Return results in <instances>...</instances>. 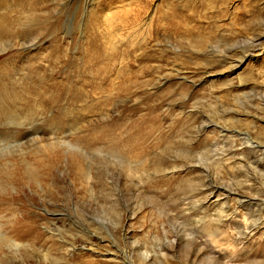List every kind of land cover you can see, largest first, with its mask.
<instances>
[{"label": "rangeland", "instance_id": "1", "mask_svg": "<svg viewBox=\"0 0 264 264\" xmlns=\"http://www.w3.org/2000/svg\"><path fill=\"white\" fill-rule=\"evenodd\" d=\"M0 76V264H264V0H0Z\"/></svg>", "mask_w": 264, "mask_h": 264}, {"label": "bare ground", "instance_id": "2", "mask_svg": "<svg viewBox=\"0 0 264 264\" xmlns=\"http://www.w3.org/2000/svg\"><path fill=\"white\" fill-rule=\"evenodd\" d=\"M111 49L109 48V50L103 46L94 44V46L92 47V50L90 51V53L86 54V69L88 68L90 71H92V76L94 78H102L104 76V72H105V68L106 65L102 64V65H97L99 63V61L103 58H105L107 56V53H110ZM67 53V52H66ZM109 56V55H108ZM111 56V55H110ZM97 65V66H96ZM11 80V79H10ZM15 81V79H14ZM13 82V81H11ZM4 84H6V82L4 81L3 78H1L0 76V92L5 90ZM10 85V84H9ZM61 86L60 83L54 82V81H50V79L48 80H44V79H38L35 80L33 88L28 90V87L26 89V91L21 94V96H19V92L18 95L15 94L13 97L11 96L10 98H4L1 100L0 99V116H3L2 118L4 119H11L13 117H15L17 111L20 109H23L22 107H27V105H31V102H40L43 104H51L53 103L55 105V107H57L58 109V114L57 117L55 119H53V122L56 121L58 119V122L63 121L64 119V114L62 112V106L64 104V102H62V92L59 91V87ZM12 87V86H11ZM62 88V87H61ZM15 89V88H14ZM24 89V88H23ZM22 92V91H21ZM64 92V91H63ZM4 95V93H2ZM75 94V93H74ZM6 95V94H5ZM4 95V96H5ZM67 95V94H66ZM77 96V95H75ZM2 98V95H1ZM75 98V97H74ZM70 99H73L72 97L69 98V100L67 102L70 101ZM76 99V98H75ZM74 100V99H73ZM75 101V100H74ZM77 101V100H76ZM93 101V100H91ZM106 101V100H105ZM96 102V101H95ZM66 103V102H65ZM70 103V102H69ZM97 103V102H96ZM102 103V102H101ZM67 104V103H66ZM72 104V103H71ZM92 104V103H91ZM104 104V103H103ZM38 105V104H36ZM53 105V106H54ZM98 105V104H96ZM33 106V105H31ZM49 106V105H48ZM85 106V105H84ZM91 107V105H90ZM93 107V106H92ZM91 107V108H92ZM36 108V107H35ZM71 108V107H70ZM94 108V107H93ZM65 110V109H63ZM72 110V109H71ZM68 111V110H67ZM66 115V114H65ZM72 115V114H71ZM68 116V115H67ZM74 116V115H73ZM76 118V116H75ZM75 118H73L74 120H76ZM71 119V118H69ZM79 119V118H78ZM2 120V119H1ZM143 121V120H142ZM75 122V121H74ZM77 122V121H76ZM65 123V120H64ZM57 124V123H56ZM51 125V124H50ZM59 125V123H58ZM61 125V124H60ZM69 126V125H67ZM74 126V125H72ZM257 135L259 136H264V129H258L257 130ZM43 146V145H42ZM51 146V145H50ZM48 146V147H50ZM47 147V146H45ZM17 149H15V152L19 149V146H16ZM42 148V147H41ZM41 148L36 147L35 148V153L39 152L41 150ZM21 152V151H20ZM9 155L13 154L12 152H8ZM24 153V152H23ZM34 153V152H33ZM19 154V153H18ZM21 154V153H20ZM14 156V155H13ZM16 156V155H15ZM23 156V155H21ZM24 158L21 160L22 162H25L27 158L31 159V148L30 150L25 152V155L23 156ZM25 157H27L25 159ZM14 159V158H13ZM17 159V158H16ZM15 160V159H14ZM28 160V159H27ZM13 161V160H11ZM20 160H16L14 162V169H11V171L8 173V179L9 181L15 185L16 187L21 186V180H20V176L21 174H24L27 170L22 169L19 165ZM13 164V163H12ZM23 165V164H21ZM27 166V165H26ZM28 167V166H27ZM5 169V168H4ZM7 171V170H6ZM2 173V172H0ZM29 173V172H28ZM27 174V173H26ZM6 175V174H5ZM28 175V174H27ZM24 177V176H23ZM7 179V178H6ZM5 179V180H6ZM28 184H30L28 182ZM14 197V196H13ZM12 197V198H13ZM15 197H19L18 193L15 195ZM11 198V197H10ZM10 198H6L8 200H10ZM25 204H22V207H24ZM249 205V204H248ZM26 213V212H25ZM20 219H24L21 224L18 222L20 221ZM20 219H16L15 220V225H12V227L9 229L8 233L11 236L14 237H19L23 234H25V230L23 229L24 225L27 226V224L30 223V218L28 219L27 215H22L20 217ZM0 235L6 238L10 239V245L14 244L13 239L8 236L3 234L2 232H0ZM13 242V243H12ZM16 246V245H13ZM16 248V247H15Z\"/></svg>", "mask_w": 264, "mask_h": 264}]
</instances>
